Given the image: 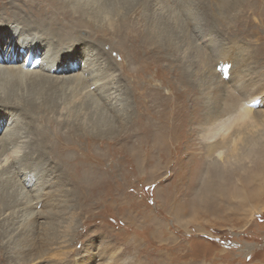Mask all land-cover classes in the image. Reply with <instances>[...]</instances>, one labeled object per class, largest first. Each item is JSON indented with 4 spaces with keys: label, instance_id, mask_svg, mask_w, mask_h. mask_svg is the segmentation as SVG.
<instances>
[{
    "label": "rangeland",
    "instance_id": "374dc122",
    "mask_svg": "<svg viewBox=\"0 0 264 264\" xmlns=\"http://www.w3.org/2000/svg\"><path fill=\"white\" fill-rule=\"evenodd\" d=\"M8 1L0 0V6L7 5ZM146 1L147 4L152 2ZM17 2L23 3L27 9V0ZM160 4L167 10L162 8L161 13L156 12L160 11L156 5L148 11L139 5L129 18H133L137 29L149 31L153 40L151 42L149 37L150 45L154 42L160 46L163 38L168 40V48L162 51L165 58L157 62L168 74L165 77V73H154V70L132 71L130 60L133 50L125 55L123 49L114 50L105 43L109 47V56L105 57L109 62L106 61L121 66L112 69L119 99L113 108L107 109L102 105L94 107L87 98L85 109L79 111V115L72 109L77 101L70 105V117L75 128L82 122L84 132L89 134L98 126L103 127L101 149L88 147L84 151L86 197L76 200L75 185L64 178V167L55 159L58 149L52 152L53 158L46 154L45 159L35 162L32 167L35 170L32 173L35 177L33 185L41 188L44 184L42 179L51 177L56 194L51 193L47 200L62 204L65 211L46 214L42 224L28 227L33 231H23L17 240L9 234L5 223L2 236L3 226L0 225V264H44L48 250L58 245L62 236L67 242L62 245L65 255L59 264H76L87 256H93L91 264H264V191L253 195L249 201L248 205L262 207V211L252 217L247 206H238V199L224 202L225 209L215 211L210 208L213 207L212 194L204 192L201 186L208 179L212 167L205 165L202 177L199 176L201 181L195 187L189 186L190 182L186 180L196 165L192 158L201 157L199 148L204 149V144L194 138L192 147L175 149L166 158L161 149L152 148L151 137L147 133L151 122L160 118V111L166 103L163 99H167L172 91L170 87L178 85V79L185 77L182 71L179 72L182 66L189 65V69L194 68L195 71L192 78L185 77L183 83L191 88L200 84L196 94L189 93L186 105L191 110L194 98L199 99L198 110L202 115L207 102L210 104V94L216 92L224 81L215 79L210 92L205 90L206 70L211 69L219 76L221 70L233 71L237 66L238 72L247 65L264 77V0H161ZM169 10L171 17L165 15ZM152 11L156 17L151 20ZM64 22L68 23V20L64 19ZM78 33L86 39L90 37L87 30ZM201 39H206L213 48L200 45ZM126 48H130L129 43H126ZM247 50H252V59L247 58ZM48 52L54 56L57 51L50 45ZM23 57L21 55L19 61ZM175 66L176 73L173 74L170 69ZM162 78H166V82L164 79L163 83ZM55 84V88L50 86L53 90L44 86L53 100L66 102L73 99L72 91L66 87L68 84L62 87ZM145 85L148 86L147 92L141 91ZM49 116L58 118L55 114ZM41 124L50 135H54L55 125ZM60 128L67 130L65 125ZM253 130L255 128H250L243 136L248 138L247 133L252 135ZM72 132L81 131L74 129ZM80 141L87 147L84 141ZM66 152L63 149L58 154L62 160ZM256 152L255 149L249 158L241 159L245 166L243 173L260 172L264 189V151L259 158ZM71 154L76 156L73 151ZM178 158L186 165L179 167ZM210 159L215 160L210 155L209 164ZM92 167L100 173L98 189L93 188ZM239 171L242 173L240 166L233 171L234 181ZM248 189L252 187L248 186ZM18 191L0 181V193L5 203L13 204L20 200ZM198 198L199 203L194 201ZM188 204L194 207L188 208L185 215L175 213L174 210L180 206L187 208ZM24 240L26 246L21 248L19 255L22 256L18 258L10 245L13 241Z\"/></svg>",
    "mask_w": 264,
    "mask_h": 264
},
{
    "label": "bare ground",
    "instance_id": "6f19581e",
    "mask_svg": "<svg viewBox=\"0 0 264 264\" xmlns=\"http://www.w3.org/2000/svg\"><path fill=\"white\" fill-rule=\"evenodd\" d=\"M122 1L124 0H27L29 4L26 9L25 5L22 6L23 3L9 0L7 5L0 6V181L11 189L19 190L20 196V200L7 204L0 193L2 236L4 223L8 226L9 234L17 240L23 231H33L32 228L42 224L46 214L65 211L62 204L47 200L55 192L51 177L42 179L44 184L41 188L34 186L32 182L35 178L32 174L35 171L32 168L35 162L45 159L46 154L53 158L52 152L56 149L58 151L55 152V159L64 167V178L75 185L73 191L76 200L86 197L87 165L84 151L88 147L101 149L103 127L101 129L98 124L89 134L84 132L82 122L75 128L72 116L70 117V105L77 101L72 109L79 115L85 109L87 98L94 107L102 105L107 109L113 108L119 99L120 93L115 85L116 77L112 69L121 66L108 63L105 57L109 56V47L105 43H109L114 50L123 49L125 55L127 51L133 50L130 60L132 71L154 70V73H165V77L168 74L158 64L165 58L162 51L168 48V40L163 38L160 46L154 45V42L150 45V38L151 42L153 40L149 31L137 29L134 27L133 18H129L139 5L148 11L159 5L160 11H155L160 13L162 8H167L160 4L161 0H152L148 4L146 0ZM165 15L171 17L172 13L169 10ZM150 16L151 20L154 19L155 12L152 11ZM83 30L90 34L89 40L78 33ZM86 40L89 43H83ZM126 43L130 46L128 50ZM199 44L205 48H213L206 39H201ZM50 45L57 51L54 56L49 55ZM251 51L247 50L245 53L248 59H252ZM21 55L24 57L19 61ZM189 63L193 65L192 62ZM245 67L238 72L237 66L233 71L221 70L219 76L211 69L206 70L205 78L203 77L205 90L210 92L215 79L224 81L216 92L210 94V104L207 102L202 115L198 110L199 99L194 98L191 110L186 105L187 96L189 93L196 94L200 84H195L192 88L186 86L183 83L185 77L192 78L195 71L194 68L189 69V65L182 66L179 72L182 71L185 77L183 75L184 78L178 79V85L169 86L172 91L167 99H163L166 102L165 108L160 111V118L151 122L147 133L151 137L152 148L161 149L166 158L175 149L192 147L194 138H198L205 148H199L201 157L192 158L196 165L191 168L190 176H186L189 186L195 187L201 181L199 176L202 177L205 165L211 166L208 179L201 185L204 192H209L210 196L212 194L213 207L210 208L215 211L224 210V202L230 203L231 199H238V206H247L248 214L252 217L254 213L262 211V207L248 204L253 195H260L264 191L263 178L260 177V172L244 175L245 166L241 159L249 158L255 149L259 158L264 151V109H260L264 108V77L253 72L251 67ZM175 68L176 66L170 69L173 74L176 73ZM164 79L166 82V78H162L163 83ZM55 83L59 87L68 84L66 87L72 91L73 99L66 102L53 100L47 89L55 86ZM44 86H48L47 89ZM143 87L145 89L142 88L141 91L147 92L148 86ZM207 91L205 92L208 93ZM49 114H55L58 118L51 119ZM42 122L52 127L55 125L53 136ZM62 125L67 126L66 131L60 130ZM72 128L80 129L81 132L73 133ZM250 128H255L253 134L247 133L248 138L243 136ZM63 149H66L67 155L62 160L58 154ZM210 155L215 159H210L211 165L208 162ZM177 161L179 167L186 165L181 159ZM260 164L263 165L262 162ZM239 166L242 173L239 171V176L234 181L233 171ZM92 169L90 172L93 188L98 189L100 173L96 168ZM248 186L252 189L249 190ZM200 198L194 201L199 203ZM192 206H180L174 211L185 215ZM25 241L11 242L10 248L14 249L18 258L22 256L19 253L26 246ZM66 242V238L62 236L57 242L58 245L48 250L44 264H59L65 255L61 248ZM92 261L93 256H87L76 264H91Z\"/></svg>",
    "mask_w": 264,
    "mask_h": 264
}]
</instances>
